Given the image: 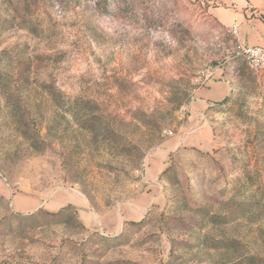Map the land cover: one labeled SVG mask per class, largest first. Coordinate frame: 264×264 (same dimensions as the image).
<instances>
[{"label":"rangeland","instance_id":"374dc122","mask_svg":"<svg viewBox=\"0 0 264 264\" xmlns=\"http://www.w3.org/2000/svg\"><path fill=\"white\" fill-rule=\"evenodd\" d=\"M243 1L0 0V264H264V70L211 12Z\"/></svg>","mask_w":264,"mask_h":264},{"label":"crops","instance_id":"0c3cea01","mask_svg":"<svg viewBox=\"0 0 264 264\" xmlns=\"http://www.w3.org/2000/svg\"><path fill=\"white\" fill-rule=\"evenodd\" d=\"M248 4L250 8L248 10ZM212 14L227 27L238 26L237 39L241 46H262L264 47V0H244L237 4L235 8H216ZM231 85L225 80H211L206 87L196 91L194 105L200 108H207L209 105L218 103L226 99L232 93ZM151 197V203L154 201ZM145 200L147 198L145 197ZM144 197L133 199L120 212L115 219V226L109 229V234L113 231L121 230L125 222L140 218L147 210L148 203Z\"/></svg>","mask_w":264,"mask_h":264},{"label":"built area","instance_id":"2783aa9c","mask_svg":"<svg viewBox=\"0 0 264 264\" xmlns=\"http://www.w3.org/2000/svg\"><path fill=\"white\" fill-rule=\"evenodd\" d=\"M231 32L237 36L238 26L231 27ZM241 55L248 67L255 72L264 70V47L262 46H241ZM170 135L173 133L170 132Z\"/></svg>","mask_w":264,"mask_h":264},{"label":"trees","instance_id":"16d2710c","mask_svg":"<svg viewBox=\"0 0 264 264\" xmlns=\"http://www.w3.org/2000/svg\"><path fill=\"white\" fill-rule=\"evenodd\" d=\"M238 56H240V55L238 54Z\"/></svg>","mask_w":264,"mask_h":264}]
</instances>
